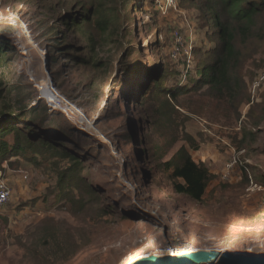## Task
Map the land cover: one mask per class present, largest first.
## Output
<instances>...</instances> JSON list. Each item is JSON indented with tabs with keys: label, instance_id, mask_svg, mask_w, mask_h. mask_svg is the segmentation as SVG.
<instances>
[{
	"label": "rangeland",
	"instance_id": "obj_1",
	"mask_svg": "<svg viewBox=\"0 0 264 264\" xmlns=\"http://www.w3.org/2000/svg\"><path fill=\"white\" fill-rule=\"evenodd\" d=\"M78 2L0 0V33L5 34L0 40L6 46L0 89L29 108H55L60 136L66 128L83 132L70 139L58 136L57 142L65 139L62 148L84 160V176L111 211L89 225L68 211L67 202L57 203L58 174L50 163L68 166V159L46 154L37 165L22 154L12 157L0 165V177L12 189L0 208V264H41L26 256L23 244L49 218L90 241L62 264H128L151 252L168 255L187 248V241L191 255L208 248L264 255V48L248 69L250 103L239 107V116L229 105L205 97L199 98L200 114L175 105L168 135L176 134L177 140L157 159L153 152H164L165 141L144 114L146 70L162 63L168 72L165 88L187 87L199 72L196 60L189 66L183 62L215 40L206 39L199 11L184 7L182 0H143L125 9L116 3L107 37L93 43L84 32L58 23L61 15L80 8ZM128 48L133 68L125 71L119 57ZM114 76H119L115 83ZM184 133L195 149L183 140ZM180 146L212 174L201 201L177 193L170 170L161 166ZM145 169L152 172L150 181Z\"/></svg>",
	"mask_w": 264,
	"mask_h": 264
},
{
	"label": "trees",
	"instance_id": "obj_2",
	"mask_svg": "<svg viewBox=\"0 0 264 264\" xmlns=\"http://www.w3.org/2000/svg\"><path fill=\"white\" fill-rule=\"evenodd\" d=\"M129 1L131 0H79L80 8L61 15L59 20L62 22L58 23L72 26L76 32H84L93 43L96 39L102 41L109 33L116 3L125 9L129 5L139 6L143 0L134 1L133 4H129ZM182 5L199 11L200 27H206V39H214L215 45L207 50L200 46L191 53V60L183 62L185 66H189L193 59L196 60L195 70L198 69L199 72V77L187 87L179 85L165 88L168 72L162 70V63H154L146 70V79L141 83L145 95L142 103L146 104L144 114L150 127L161 129L165 141L164 152H153L157 159L162 158L177 140L176 134L168 135L177 111L175 105L191 108V113L200 114L204 104L199 98L205 97L229 105L236 116H239V107L243 103H250L245 82V78L250 75L248 69L252 66L255 55L264 48V0H182ZM4 35L0 33L1 37ZM159 44L157 39L153 43L154 48ZM5 51L6 46L0 40V64ZM132 51L128 48L119 57V63L121 61L125 71L133 68ZM117 80L119 76H114V83ZM3 83L1 77L0 85ZM178 83H182L181 79ZM2 93L0 89V165L20 154L37 165L41 163L40 157L46 154L68 159V166L60 167L57 163H50L58 174L57 203L67 202L68 211L76 219L89 225L103 220L111 210L103 204L102 193L84 176V160L62 148V140L65 139L57 142L61 130L56 132L58 123L53 120L55 108L45 105L29 108V105L12 102L9 100L10 96ZM19 124H24V128H20ZM65 131V136L60 137L70 139L83 135V132H74L73 127L66 128ZM54 134L57 136L54 137ZM10 135L12 138H9ZM182 138L190 148H196L190 135L184 133ZM160 146H157L158 150ZM30 153L31 156L28 155ZM161 166L170 170V179L177 193L185 194L195 201L202 200L212 174L203 163L193 161L183 146L169 160L162 162ZM89 243L83 232L79 236L75 233L73 235L60 220L49 218L36 225L23 248L26 256L41 264H62L75 257Z\"/></svg>",
	"mask_w": 264,
	"mask_h": 264
},
{
	"label": "water",
	"instance_id": "obj_3",
	"mask_svg": "<svg viewBox=\"0 0 264 264\" xmlns=\"http://www.w3.org/2000/svg\"><path fill=\"white\" fill-rule=\"evenodd\" d=\"M151 171L146 169L147 179L150 181ZM177 249H180L177 248ZM176 248L168 255L145 254L128 264H264V255L251 252L225 249H205L197 251L191 256H176Z\"/></svg>",
	"mask_w": 264,
	"mask_h": 264
},
{
	"label": "built area",
	"instance_id": "obj_4",
	"mask_svg": "<svg viewBox=\"0 0 264 264\" xmlns=\"http://www.w3.org/2000/svg\"><path fill=\"white\" fill-rule=\"evenodd\" d=\"M190 53H191V50L189 54ZM187 59H190V58H187ZM183 81L184 80H181V82ZM11 195H12V189L9 186L8 182L4 178L0 177V208L5 206L9 202Z\"/></svg>",
	"mask_w": 264,
	"mask_h": 264
},
{
	"label": "bare ground",
	"instance_id": "obj_5",
	"mask_svg": "<svg viewBox=\"0 0 264 264\" xmlns=\"http://www.w3.org/2000/svg\"><path fill=\"white\" fill-rule=\"evenodd\" d=\"M18 22V21H17ZM49 87V89H51V86H48ZM47 89V88H46ZM48 91H50V90H48ZM52 93V92H51ZM52 95H54V96H56L57 94H56V92L53 94L52 93ZM57 99V98H56ZM248 221V220H247ZM252 222V221H251ZM235 225V224H234ZM261 225V224H260ZM263 225V224H262ZM261 225V226H262ZM249 226V225H248ZM236 228V229H239L240 227H239V225L237 224V226H233V228ZM232 228V229H233ZM234 228V229H235ZM249 228V227H248ZM228 230V229H227ZM226 230V231H227ZM236 231V230H235ZM236 233V232H235ZM148 240V238L145 240V241H143V239L141 240V243L140 242H138L139 244H145V242ZM191 240V239H190ZM185 245L187 246V248H183V247H180V249H176L177 250V254H176V256H179V255H182V256H191V254H192V249H191V246H192V243H190V241H187L186 243H185ZM194 245V244H193ZM195 251V250H194ZM203 251V250H202ZM150 252V251H149ZM152 253V252H151ZM195 254V253H194ZM256 254V253H255ZM145 255V254H144ZM208 264H214V263H212V262H209Z\"/></svg>",
	"mask_w": 264,
	"mask_h": 264
},
{
	"label": "crops",
	"instance_id": "obj_6",
	"mask_svg": "<svg viewBox=\"0 0 264 264\" xmlns=\"http://www.w3.org/2000/svg\"><path fill=\"white\" fill-rule=\"evenodd\" d=\"M204 45V44H203ZM204 47V46H203ZM210 48L212 47V45L211 46H209Z\"/></svg>",
	"mask_w": 264,
	"mask_h": 264
}]
</instances>
